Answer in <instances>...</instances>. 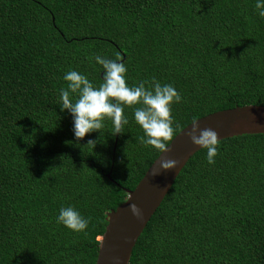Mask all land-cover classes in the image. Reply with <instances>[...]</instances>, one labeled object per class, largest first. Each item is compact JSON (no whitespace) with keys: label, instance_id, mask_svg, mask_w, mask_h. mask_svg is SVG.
<instances>
[{"label":"trees","instance_id":"16d2710c","mask_svg":"<svg viewBox=\"0 0 264 264\" xmlns=\"http://www.w3.org/2000/svg\"><path fill=\"white\" fill-rule=\"evenodd\" d=\"M256 0H0V264H94L107 213L159 151L129 123L77 140L60 108L64 75L103 82L94 57H121L129 86L172 84L181 125L264 105V18ZM94 140L95 146L87 141ZM194 152L139 233L127 264H264V133ZM115 142V143H114ZM114 143V145H113ZM109 172L110 179L106 178ZM91 218L56 222L61 207Z\"/></svg>","mask_w":264,"mask_h":264},{"label":"clouds","instance_id":"9594fccd","mask_svg":"<svg viewBox=\"0 0 264 264\" xmlns=\"http://www.w3.org/2000/svg\"><path fill=\"white\" fill-rule=\"evenodd\" d=\"M255 9L264 18V0H256ZM96 63L102 66L103 82L95 86L85 74L70 70L64 75L68 82L67 88L60 89V108L68 110L73 117V132L77 140L83 139L93 131L105 128V119L112 121V134L123 133L129 123L124 114L125 106L140 105L134 108L136 123L142 128L144 135L138 137V142L145 147H152L160 153L170 151L169 142L181 127L172 115V105L182 102V95L169 83L162 84L155 77L150 81H141L129 86L127 83V66L119 56L116 59L94 57ZM191 129L186 133L194 145L207 150V161L215 163L219 154L221 140L212 128H201L199 120L192 118ZM95 141L89 139L87 145L95 146ZM175 159L161 160L160 169L171 170L177 165ZM156 170L153 174H158ZM134 216H142L136 203L129 205ZM56 222L63 224L76 232H85L91 218H85L75 207H61Z\"/></svg>","mask_w":264,"mask_h":264},{"label":"water","instance_id":"95a60500","mask_svg":"<svg viewBox=\"0 0 264 264\" xmlns=\"http://www.w3.org/2000/svg\"><path fill=\"white\" fill-rule=\"evenodd\" d=\"M197 119L201 128H212L218 133L219 139L240 134L264 133V105L234 106L211 112ZM191 123L192 121L175 134L173 140L169 142L170 151L159 152L134 188L125 189L124 200L107 213L106 225L99 238L94 264H127L131 249L149 217L185 162L200 149L186 135L191 129ZM166 158L178 162L174 169H160L161 160ZM156 170H159V173L154 175ZM106 178L110 179L109 172ZM131 203H136L141 209L140 218L129 210Z\"/></svg>","mask_w":264,"mask_h":264}]
</instances>
